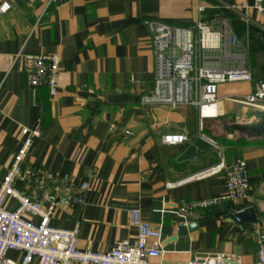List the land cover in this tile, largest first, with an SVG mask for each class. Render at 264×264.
I'll return each mask as SVG.
<instances>
[{"label": "crops", "instance_id": "obj_1", "mask_svg": "<svg viewBox=\"0 0 264 264\" xmlns=\"http://www.w3.org/2000/svg\"><path fill=\"white\" fill-rule=\"evenodd\" d=\"M253 2L0 0V6L9 5L0 13V184L24 140L21 131L37 129L16 188L37 194L42 187L36 178L47 172L72 195L86 182L90 189L84 203L58 202L51 220L55 228L77 231V249L107 252L117 242H134L137 228L130 212L137 210L161 232L157 246L162 254L156 262L183 263L224 253L254 263V229L264 224V138L248 141L235 132L233 123L248 107L231 101L251 94L264 76V19ZM214 18L228 20L247 51L251 80L219 85L218 118L204 120L199 132L194 108L140 105L153 88L155 74L144 22L189 26ZM25 54L57 56L54 97L45 86H29ZM167 134L185 135L187 142L166 145L161 138ZM197 136L213 147L201 151L199 159L177 161ZM239 138L254 143H231ZM234 159L246 162L248 197L190 208L225 193L223 171L201 178L197 174ZM16 207V202L6 201L8 210ZM237 210H242L239 223ZM27 218L38 223L37 217ZM7 257L19 260L21 254L10 251Z\"/></svg>", "mask_w": 264, "mask_h": 264}, {"label": "built area", "instance_id": "obj_2", "mask_svg": "<svg viewBox=\"0 0 264 264\" xmlns=\"http://www.w3.org/2000/svg\"><path fill=\"white\" fill-rule=\"evenodd\" d=\"M9 9L0 6V13ZM253 9L264 19V0H254ZM202 11V8H198ZM150 35V47L155 58L153 88L140 98L141 106H188L197 114L198 131L204 120L218 118V86L226 83L249 82L247 51L239 44L228 20L214 18L209 22L198 19L189 26H178L156 20L144 22ZM228 38L227 44H224ZM27 82L31 88L45 86L54 97L59 83V62L55 55H23ZM253 92L232 102L252 109H264V76L256 81ZM113 128V126H111ZM128 134V132H126ZM24 140L13 155L10 168L0 184V264H165L156 262L162 252L157 244L161 238L159 229L140 218L139 212H130L132 224L137 228L134 242L123 240L107 252L90 248L79 250L77 231L55 228L51 225L58 202L64 205H82L84 194L90 189L86 182L77 186L78 195L66 193V184L52 173L36 178L42 189L37 194H23L16 188L21 177V164L27 156L37 129L21 131ZM202 137V136H201ZM166 145L187 142L182 134H167L161 138ZM223 171L225 193L216 200H204L190 205L208 207L217 201L238 202L248 197L250 184L246 162L234 159L229 164H219L197 174V178L209 177ZM54 191V192H53ZM7 200L17 203L15 210L5 208ZM186 209H182L185 212ZM242 210H237L235 221ZM37 217L35 224L31 219ZM254 233L258 241L256 261L264 264V224ZM155 242V243H154ZM15 251L19 260L7 257ZM175 264H245L233 254L196 256Z\"/></svg>", "mask_w": 264, "mask_h": 264}, {"label": "water", "instance_id": "obj_3", "mask_svg": "<svg viewBox=\"0 0 264 264\" xmlns=\"http://www.w3.org/2000/svg\"><path fill=\"white\" fill-rule=\"evenodd\" d=\"M235 132L242 133L246 140L264 138V109L245 108L243 115H238L233 123ZM213 145L201 136H197L182 152L177 161H191L200 158V152L212 148ZM247 210H252L247 206Z\"/></svg>", "mask_w": 264, "mask_h": 264}, {"label": "trees", "instance_id": "obj_4", "mask_svg": "<svg viewBox=\"0 0 264 264\" xmlns=\"http://www.w3.org/2000/svg\"><path fill=\"white\" fill-rule=\"evenodd\" d=\"M229 132H234L233 129H231ZM231 143H234V144H245V145H252L254 142H248V141H245L243 138H239L238 140H235Z\"/></svg>", "mask_w": 264, "mask_h": 264}]
</instances>
